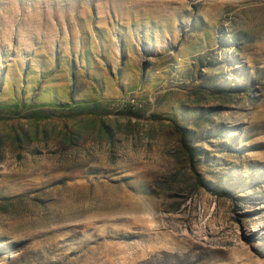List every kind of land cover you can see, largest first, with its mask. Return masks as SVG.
<instances>
[{
    "label": "rangeland",
    "instance_id": "374dc122",
    "mask_svg": "<svg viewBox=\"0 0 264 264\" xmlns=\"http://www.w3.org/2000/svg\"><path fill=\"white\" fill-rule=\"evenodd\" d=\"M0 264H264V0H0Z\"/></svg>",
    "mask_w": 264,
    "mask_h": 264
},
{
    "label": "trees",
    "instance_id": "16d2710c",
    "mask_svg": "<svg viewBox=\"0 0 264 264\" xmlns=\"http://www.w3.org/2000/svg\"><path fill=\"white\" fill-rule=\"evenodd\" d=\"M187 150H188L190 155L193 154V148L191 146H187Z\"/></svg>",
    "mask_w": 264,
    "mask_h": 264
}]
</instances>
